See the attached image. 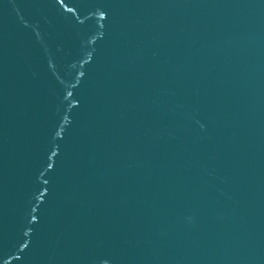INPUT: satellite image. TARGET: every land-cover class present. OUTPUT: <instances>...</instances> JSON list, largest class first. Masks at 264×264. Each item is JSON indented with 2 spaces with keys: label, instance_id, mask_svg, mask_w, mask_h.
Here are the masks:
<instances>
[{
  "label": "water",
  "instance_id": "1",
  "mask_svg": "<svg viewBox=\"0 0 264 264\" xmlns=\"http://www.w3.org/2000/svg\"><path fill=\"white\" fill-rule=\"evenodd\" d=\"M0 264H264V0H0Z\"/></svg>",
  "mask_w": 264,
  "mask_h": 264
}]
</instances>
